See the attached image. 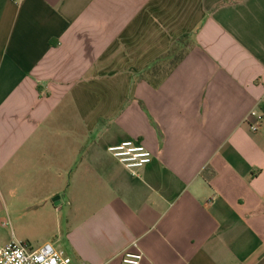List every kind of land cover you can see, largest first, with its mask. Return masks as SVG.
<instances>
[{
    "label": "crops",
    "instance_id": "crops-1",
    "mask_svg": "<svg viewBox=\"0 0 264 264\" xmlns=\"http://www.w3.org/2000/svg\"><path fill=\"white\" fill-rule=\"evenodd\" d=\"M35 233L72 264H264V0H0V248Z\"/></svg>",
    "mask_w": 264,
    "mask_h": 264
},
{
    "label": "built area",
    "instance_id": "built-area-1",
    "mask_svg": "<svg viewBox=\"0 0 264 264\" xmlns=\"http://www.w3.org/2000/svg\"><path fill=\"white\" fill-rule=\"evenodd\" d=\"M261 122L262 117L252 113ZM255 132L259 124L252 125ZM108 152L132 176H140V171L152 163L154 155L141 143L130 140L118 145L111 146ZM144 254L134 243L131 249L126 250L122 255L120 264H143ZM72 259L60 252L52 243H46L35 248L32 244L18 240L10 241L6 246L0 248V264H72Z\"/></svg>",
    "mask_w": 264,
    "mask_h": 264
},
{
    "label": "trees",
    "instance_id": "trees-1",
    "mask_svg": "<svg viewBox=\"0 0 264 264\" xmlns=\"http://www.w3.org/2000/svg\"><path fill=\"white\" fill-rule=\"evenodd\" d=\"M189 38L190 34H187L175 41L168 53L145 69L142 77L154 87H158L161 81L184 59Z\"/></svg>",
    "mask_w": 264,
    "mask_h": 264
},
{
    "label": "rangeland",
    "instance_id": "rangeland-1",
    "mask_svg": "<svg viewBox=\"0 0 264 264\" xmlns=\"http://www.w3.org/2000/svg\"><path fill=\"white\" fill-rule=\"evenodd\" d=\"M33 246L38 247L40 244H43L46 240V236L44 234L35 233V235L29 239Z\"/></svg>",
    "mask_w": 264,
    "mask_h": 264
}]
</instances>
